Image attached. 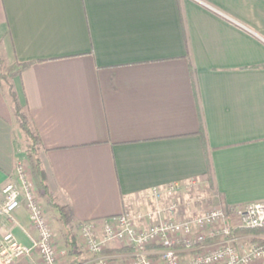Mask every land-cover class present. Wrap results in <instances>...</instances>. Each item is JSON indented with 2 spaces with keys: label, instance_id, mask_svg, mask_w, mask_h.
Segmentation results:
<instances>
[{
  "label": "crops",
  "instance_id": "0c3cea01",
  "mask_svg": "<svg viewBox=\"0 0 264 264\" xmlns=\"http://www.w3.org/2000/svg\"><path fill=\"white\" fill-rule=\"evenodd\" d=\"M0 56L30 62L14 88L74 228L91 221L101 234L108 216L171 204L189 217L187 189L152 199L171 182L194 180L230 207L264 200V0H0ZM22 139L0 82V189L16 179ZM43 210L60 218L47 199ZM9 230L37 238L24 199L0 212V237ZM107 251L116 264L134 252ZM148 252L164 264L158 245ZM10 264L44 262L35 252Z\"/></svg>",
  "mask_w": 264,
  "mask_h": 264
},
{
  "label": "built area",
  "instance_id": "2783aa9c",
  "mask_svg": "<svg viewBox=\"0 0 264 264\" xmlns=\"http://www.w3.org/2000/svg\"><path fill=\"white\" fill-rule=\"evenodd\" d=\"M195 184L194 180L186 184L171 182L164 188L154 187L151 196L158 200L164 194L172 195ZM0 193L4 196L0 212L12 215L24 199L38 231L37 238L30 245L21 243L13 231L3 233L0 237V263L10 264L36 252L44 264H61L53 231L31 188L23 160L17 163L16 179L9 180ZM175 210L176 204L154 207L136 215L123 211L103 219L101 234L96 232V225L91 221L82 222L79 231L86 249L95 254L101 253L112 241L131 247L133 254L122 264H157L148 252L153 245L160 247L164 264H264V243L242 245L241 233L235 232L237 228H264V200L235 207L221 204L181 219L175 217ZM140 218H145V224L139 222ZM212 241L215 244L211 246ZM179 247L193 251V255L183 257ZM86 264L116 263L109 256H97Z\"/></svg>",
  "mask_w": 264,
  "mask_h": 264
},
{
  "label": "trees",
  "instance_id": "16d2710c",
  "mask_svg": "<svg viewBox=\"0 0 264 264\" xmlns=\"http://www.w3.org/2000/svg\"><path fill=\"white\" fill-rule=\"evenodd\" d=\"M30 62H22L17 63L18 69L13 72V76H17L20 72L27 67ZM0 79L5 80L8 83V93L11 98L13 104V112L15 114L17 123L20 129L26 136V156L30 159L31 168L38 180V185L41 193L47 197V202L52 207L56 208L59 211L60 219L64 226L66 227V241L69 246V254H71L74 258L71 264H82V260L80 258V252L78 249V240L75 233L72 231L70 226V217L64 211V209L55 202L54 193L50 190L47 184V175L46 170L43 167V163L40 157V152L43 147L42 137L34 124V120L29 110L21 104L17 91L14 88L13 81L10 80L9 75L5 72V60L0 56ZM264 228L257 229H244L237 228L235 232L237 233H260ZM259 243H264V239H259Z\"/></svg>",
  "mask_w": 264,
  "mask_h": 264
},
{
  "label": "rangeland",
  "instance_id": "374dc122",
  "mask_svg": "<svg viewBox=\"0 0 264 264\" xmlns=\"http://www.w3.org/2000/svg\"><path fill=\"white\" fill-rule=\"evenodd\" d=\"M17 70L16 67H12V66H7L5 64V72L9 75L10 80L13 81V78L15 76H13V72H15ZM0 82L4 85V87L8 90V83L3 80L0 79ZM26 139H22L21 140V154L24 155L25 154V150H26ZM24 161V165H25V169L27 171V175H28V180L30 182L31 188L33 189L38 201L40 202L41 206L44 209L45 203H46V196L42 195L39 185H38V180L35 177L32 168H31V163H30V159L26 158V156L22 157V159ZM32 171V172H31ZM210 189V188H209ZM188 190V195H187V200L190 201L191 203H193V207L189 210V212L185 213L186 215H188L189 217L200 214L205 212L208 209H211L213 207L216 206H220L221 204L218 202H214V200L212 199V197L210 195H208L206 193L205 188L202 187H197V186H193ZM184 214V213H182ZM45 216L51 226V229L53 231L54 234V243L56 246V250L58 253V257L59 260L61 262V264H71L72 260H73V256L71 254H69V246L67 244L66 241V227L64 226V224L62 223L61 219L55 214L52 215V213H46L45 212ZM72 228V231L75 233L77 240H78V249L80 252V258L82 260V264H86L87 261H89L90 259H93L97 256H107V253H109L107 250L108 248H114L117 247L118 244L122 245V242H116L113 241L111 242L107 248H104L103 251L101 253H98L96 255H90L87 253V249L83 244V240L79 231V227L74 228L73 225H70ZM250 233H245V231L243 232L244 235H242L243 239L241 240L244 244H246L245 242H247V238H249L250 234H253L251 231H248ZM263 231H260V233H263ZM259 233V234H260ZM247 235V237H246ZM149 249V248H148ZM131 250V249H129Z\"/></svg>",
  "mask_w": 264,
  "mask_h": 264
}]
</instances>
